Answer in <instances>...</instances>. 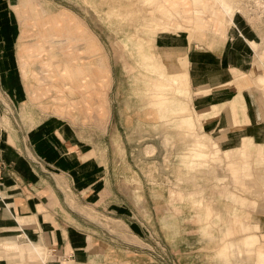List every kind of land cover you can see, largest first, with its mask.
Returning <instances> with one entry per match:
<instances>
[{
  "label": "crops",
  "instance_id": "0c3cea01",
  "mask_svg": "<svg viewBox=\"0 0 264 264\" xmlns=\"http://www.w3.org/2000/svg\"><path fill=\"white\" fill-rule=\"evenodd\" d=\"M179 2L188 12L186 1ZM26 4L0 0V264H173L130 227L126 190L116 186L112 172V109L104 99L98 104L103 86L80 30L66 31L61 18L39 32L55 41L29 43L33 30L26 25L32 16ZM232 22L202 39H189L186 31L152 38V52L166 73L186 72L194 109L215 107V116L202 117L201 131L228 155L243 137L264 151V86L257 83L264 84V25L239 10ZM46 51L55 53L56 90L38 89L41 76L28 60L32 52ZM99 72L110 81L106 68ZM233 101L237 105L230 109ZM236 169L234 174L246 167ZM233 214L237 231L248 230L239 250L245 244L250 255L258 236ZM219 217L225 216L218 213L213 220L226 227ZM255 250V264H264L263 248Z\"/></svg>",
  "mask_w": 264,
  "mask_h": 264
},
{
  "label": "rangeland",
  "instance_id": "374dc122",
  "mask_svg": "<svg viewBox=\"0 0 264 264\" xmlns=\"http://www.w3.org/2000/svg\"><path fill=\"white\" fill-rule=\"evenodd\" d=\"M168 1L26 0L32 16L26 26L33 30L27 42L55 41L39 32L49 23H61V18L66 31L80 30V43L95 61L98 86H103L98 88L104 92L98 104L104 99L112 109L108 138L114 143L116 186L126 190L130 227L149 238L148 247L169 255L173 264H255V249L264 250V151L243 137L240 147L230 148L228 155V149L221 150L201 131L202 117L215 116V107L208 112L194 109L186 72L166 73L152 52V38L186 31L189 39H202L208 31L233 25L235 10L248 15L250 22H261L250 14L249 0H185L188 12L179 0ZM175 2L178 6L172 10ZM31 54L32 71L41 76L35 77L38 89L56 90L55 53ZM104 68L110 81L99 72ZM174 98L180 108L159 102ZM236 103H230V109ZM245 145L250 151L243 154ZM243 166L242 173L234 174ZM218 213L225 216L219 219L226 227L213 220ZM233 213L258 236L250 255L245 244L239 250V239L248 230L237 231Z\"/></svg>",
  "mask_w": 264,
  "mask_h": 264
},
{
  "label": "built area",
  "instance_id": "2783aa9c",
  "mask_svg": "<svg viewBox=\"0 0 264 264\" xmlns=\"http://www.w3.org/2000/svg\"><path fill=\"white\" fill-rule=\"evenodd\" d=\"M249 12L251 15H255L259 18L261 24L264 25V0H251ZM259 1V5L257 3Z\"/></svg>",
  "mask_w": 264,
  "mask_h": 264
},
{
  "label": "bare ground",
  "instance_id": "6f19581e",
  "mask_svg": "<svg viewBox=\"0 0 264 264\" xmlns=\"http://www.w3.org/2000/svg\"><path fill=\"white\" fill-rule=\"evenodd\" d=\"M176 5H177V3H176ZM178 6V5H177ZM253 16H255V15H253ZM256 17V16H255Z\"/></svg>",
  "mask_w": 264,
  "mask_h": 264
}]
</instances>
